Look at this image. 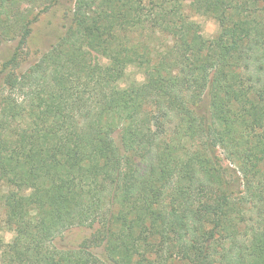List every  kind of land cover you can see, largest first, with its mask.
Returning <instances> with one entry per match:
<instances>
[{
    "label": "trees",
    "instance_id": "1",
    "mask_svg": "<svg viewBox=\"0 0 264 264\" xmlns=\"http://www.w3.org/2000/svg\"><path fill=\"white\" fill-rule=\"evenodd\" d=\"M26 1L0 0V48L17 42L0 57V264H264V0H201L213 38L179 27L176 0H67L25 67L62 0ZM132 66L145 80L123 86ZM75 228L93 232L59 249Z\"/></svg>",
    "mask_w": 264,
    "mask_h": 264
},
{
    "label": "rangeland",
    "instance_id": "2",
    "mask_svg": "<svg viewBox=\"0 0 264 264\" xmlns=\"http://www.w3.org/2000/svg\"><path fill=\"white\" fill-rule=\"evenodd\" d=\"M35 0H27L21 9L25 12L33 11V15L37 14L41 9L40 4L32 3ZM67 0L51 8L48 12L39 14V19L33 24V32L28 41L26 48L24 49L23 57L27 65L37 61L40 56L48 51L52 45H54L59 36L64 33V24L67 22V17L71 13ZM170 16L173 20L177 21L179 27L186 31L189 23L195 24V29L198 33L204 37L213 38L219 31L217 22L211 18L206 17L201 10V0H176L169 5ZM17 42H9L2 45L0 48V57L5 58L13 54ZM92 56H97V60L101 57L98 54L92 53ZM102 63H106L107 59L102 58ZM145 80V71L138 67L132 66L127 70L126 77L123 79V86H128L131 83H141ZM146 131L150 135L162 136L166 131L165 123L160 118L158 112L154 113V117L148 121L145 126ZM3 218V212L0 209V221ZM93 230L79 228L65 232L55 241L59 249H78L84 239L92 235ZM2 237L5 242H10L13 239V233L11 231L2 230ZM97 253L101 250H97Z\"/></svg>",
    "mask_w": 264,
    "mask_h": 264
}]
</instances>
